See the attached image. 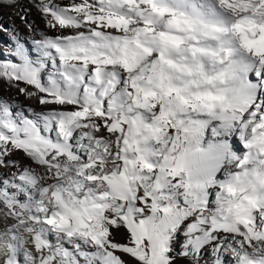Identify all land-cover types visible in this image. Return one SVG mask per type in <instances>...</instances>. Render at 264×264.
I'll list each match as a JSON object with an SVG mask.
<instances>
[{
	"label": "snow or ice",
	"instance_id": "1",
	"mask_svg": "<svg viewBox=\"0 0 264 264\" xmlns=\"http://www.w3.org/2000/svg\"><path fill=\"white\" fill-rule=\"evenodd\" d=\"M219 3L233 13L237 21L233 30L264 69V0ZM40 10L51 16L50 27L58 24L61 29L86 31L55 38L42 33L40 47L51 58L54 75L47 87L26 60L23 67L0 63V78L34 86L38 91L19 88V92L37 97L41 105L76 106L77 110L36 112L29 107L30 115L25 116L24 110L13 113L15 105L0 98V165L6 166L3 156L22 150L44 168L41 173L25 167L0 188V202L8 209L3 212L5 227L0 229L3 264H19L20 256L23 264H122L110 249L129 253L141 264H174L173 241L189 218L192 222L183 230L179 254L191 257L193 264H199L201 249L217 241L218 233L232 234V240L225 246L227 236L220 239L216 253L223 249L243 261L247 245L264 254V244H256L264 241V207L249 202L246 214L229 222L208 210L203 185L197 194L190 193L183 167L171 156L180 139L181 122L163 108L167 90L163 85L159 91L144 88L157 63L166 62L152 43L178 50L187 46L192 56L205 52L189 20L159 6L157 0H97L95 4L82 0L70 7L51 6L49 0L42 2ZM17 54L23 58L22 49L17 48ZM256 74L262 83L252 85L253 98L233 114L229 124L241 128L248 149L264 144V71ZM122 96L129 98L127 111L120 102ZM180 99L189 106L184 97ZM193 99L192 109L199 105L209 113L218 100L210 93ZM141 128L149 129L155 141H163L154 159L143 156L136 139ZM260 151L264 153V148ZM180 189L186 207L149 228V213L157 211L158 201L172 198ZM9 217L15 223L7 224ZM121 226L134 246L109 239L110 227ZM49 235L55 237L54 243ZM64 243L71 244L72 250ZM214 264L222 260L218 257Z\"/></svg>",
	"mask_w": 264,
	"mask_h": 264
},
{
	"label": "clouds",
	"instance_id": "2",
	"mask_svg": "<svg viewBox=\"0 0 264 264\" xmlns=\"http://www.w3.org/2000/svg\"><path fill=\"white\" fill-rule=\"evenodd\" d=\"M157 3L189 20L200 38L199 46L205 49L203 54L192 56L187 46L178 50L165 47L158 41L152 43L151 47L162 52L166 62L157 63L151 81H144L146 91H159L161 85L167 90L168 94L162 99L163 108L181 122L180 139L171 156L174 163L183 167L182 176L188 191L197 194L201 183L193 167L197 155L193 142L200 125L186 117L189 114H205L229 126L233 114L245 108L255 91L248 73L241 69L251 60L256 63L257 60L243 47L238 34L233 30L237 22L235 16L222 7L219 0H157ZM221 12L225 15L221 16ZM209 93L218 98L211 113L199 105L195 109L191 108V104L195 103L194 96ZM181 97L189 102L188 107L181 102ZM128 101V97H121L120 102L124 104L125 111L130 107ZM136 139L140 142L144 158L154 159L150 142L155 140L151 131L141 128ZM157 143L164 147L163 141ZM261 148H264V144L258 143L251 149L247 148L243 158L237 160V172L228 178L217 197L215 213L226 217L229 222L246 214L249 202L264 207V153L260 151ZM158 205L155 213H149L152 217L147 225L149 228L159 225L179 209L172 203V198L159 200ZM164 208L168 209L167 213L162 211ZM256 244H264V241ZM242 252L248 255L240 264H264V254L260 251L245 247Z\"/></svg>",
	"mask_w": 264,
	"mask_h": 264
},
{
	"label": "bare ground",
	"instance_id": "3",
	"mask_svg": "<svg viewBox=\"0 0 264 264\" xmlns=\"http://www.w3.org/2000/svg\"><path fill=\"white\" fill-rule=\"evenodd\" d=\"M32 6H28L22 0H13V5L7 7L5 4H0V26L2 29L0 33H2L6 38V45H0V49L5 53L3 56L4 63H10L17 67H23V59L20 55L17 54V48H20L19 39H23L24 41H28L29 46L32 49V59L33 61H38L39 68H35L37 78L41 81L42 86L47 87L51 80L54 79V75L52 72V60L49 56L45 55L44 49L40 47V38L42 33L44 35L55 38L57 35H74L78 31H86V28L81 29H72V28H64L61 29L58 24L55 27H50L49 24L45 27V23H48L51 20V16L43 13L40 10V6L43 3H48L49 0H32ZM82 0H50V5L55 6L59 5L60 7H70L72 3H81ZM90 3H96L97 0H89ZM23 8H27L29 13L30 23L29 26L31 30L37 31V35L31 34L29 31L22 30L18 25V21L16 19L17 16L20 18L23 17ZM24 11V10H23ZM221 16L225 14L223 12L219 13ZM42 17H46L45 23L39 22L38 19ZM43 19V18H42ZM19 20V19H18ZM53 23H55L53 21ZM28 27V26H27ZM92 27H96V25H92ZM24 29V28H23ZM101 30H104L101 28ZM113 34H118L115 29H107ZM15 36V37H13ZM27 43V44H28ZM54 51V50H53ZM41 53V54H40ZM59 63V61H56ZM33 68V67H32ZM243 72L248 73V79L252 83V85H257L262 83L258 77V71H264L259 66L255 60H251L250 63L243 66L241 69ZM19 88H24L26 91H38L34 88V86L27 85L23 81H7L6 78H0V93L3 95V98L10 103V105L14 104L15 107H12V111H20L24 110L25 116H29L30 114L26 111L27 108L31 107L34 111L39 112L41 110H36L39 108L33 107L34 104H30L31 102H39L37 97H27L24 94L19 92ZM5 94L8 98L4 97ZM45 95V94H39ZM19 97H23L26 99L27 103L20 101ZM264 98V97H263ZM29 103V104H28ZM40 104V103H39ZM37 105V104H36ZM53 110H77L76 106H50ZM15 109V110H14ZM15 111V112H17ZM13 112V113H15ZM247 115V114H245ZM187 119L195 120L199 123L200 127L198 130V134L193 142V147L197 150V155L194 160V170L197 173V178L201 185H203V192L206 196L207 200V208L211 212H215L217 209V197L220 194L223 185L227 182L228 178L237 172L238 168V159H242V155L244 156L247 152V148H245V153L238 155L237 153H233L230 155L229 149L230 144L236 139H242L244 133L241 128L237 126L235 123L231 126L225 125L221 120L213 118L211 116L205 114L198 115H187ZM146 123H151V119H146ZM172 130H170L171 132ZM78 135V133H77ZM246 141V140H245ZM162 145L155 143L151 145L153 151L156 152L161 148ZM4 165H0V180L10 179L13 173H19L25 167L36 169L37 171L43 173L44 168L38 164H36L30 157H28L22 150H12L11 154L3 156ZM15 162L14 164H9V162ZM225 175L222 177L220 175ZM217 177V178H215ZM18 182V181H17ZM51 182V181H49ZM0 186V188H3ZM8 191L12 192L15 189L9 188ZM184 191L180 189L178 192H173L172 194V203L179 208L186 207L185 199H184ZM20 200L24 199L23 195H20ZM210 200H214L216 202H210ZM0 207L8 211L6 206L0 202ZM1 210V209H0ZM0 211V219L3 217V212ZM4 219V218H3ZM192 222V218H189L188 221H185V224ZM186 227V225H185ZM184 228V226H183ZM178 231L176 235H180L183 238V230ZM110 237L109 239L112 242L118 243L119 245L124 246H134L129 243L130 234L127 232V229L123 226L116 228L110 227ZM217 241H214L212 244L205 245L204 248L201 249L199 264H214V261L219 257L222 260V264H240V260L238 255H234L232 253H223V249L221 253H216L215 244L225 236H227V240L225 241V246L228 242L232 240V234L218 233L216 234ZM27 239V238H26ZM242 239V237H239ZM51 242H55V237L51 239ZM185 238L182 242H184ZM255 243V242H253ZM30 251L34 252L33 245H27ZM64 247L72 250V245L64 243ZM88 252H94L95 249L91 247L82 246ZM113 251L114 255L120 257L119 249H110ZM129 258L131 260H136V258L132 257L129 253ZM170 255L175 257L174 264H193V260L191 257L181 256L173 251ZM122 264H125L122 259ZM138 261V260H136ZM140 263V262H139ZM0 264H3L2 260H0ZM19 264H23V257H19ZM83 264V262H81ZM138 264V263H137Z\"/></svg>",
	"mask_w": 264,
	"mask_h": 264
},
{
	"label": "rangeland",
	"instance_id": "4",
	"mask_svg": "<svg viewBox=\"0 0 264 264\" xmlns=\"http://www.w3.org/2000/svg\"><path fill=\"white\" fill-rule=\"evenodd\" d=\"M22 1H24V0H22ZM25 2H26V4L28 5V6H32V0H25ZM0 4H2V5H6L7 7H10V6H12L13 5V0H0ZM4 5V6H5ZM24 10V11H23ZM23 10H22V12L24 13L23 14V17L22 18H20V16H17L16 17V19H17V23H18V25L21 27V29L22 30H25V31H29V32H31V34H34V35H37L38 33H37V31H35V30H31V28H30V26H29V23H30V17H29V13H28V11H27V8H23ZM43 18V19H42ZM41 19H38L39 20V22H41V23H45V19H46V17L44 18V17H42ZM19 19V20H18ZM43 23V24H44ZM45 25V27L48 25V23H45L44 24ZM28 26V27H27ZM24 28V29H23ZM2 29V26H0V30ZM41 39V38H40ZM6 41H7V38L2 34V33H0V45H6ZM19 43H20V49H22V51H23V66H24V62H25V60L27 61V64H28V66L31 68V69H35V68H39V62L38 61H33V59H32V49H31V46H29V43H28V41L26 42V41H24L23 39H19ZM28 43V44H27ZM4 52H3V50H1L0 49V63H4V61H3V56H4ZM41 54V53H40ZM33 67V68H32ZM6 95H8L9 96V94H5V96L4 97H6V98H8ZM0 97H3V95L0 93ZM20 98V101H23L24 103H27V102H29V101H27L26 99H24L23 97H19ZM263 98V97H262ZM29 104V103H28ZM30 104H34L33 105V107H35V108H39V109H36V110H41V111H46V110H53V108H51L50 106H54L55 104H51V105H41V104H39V102H31ZM37 104V105H36ZM15 110V109H14ZM64 110H65V108H64ZM15 111H17V110H15ZM15 111H13V112H15ZM155 143H157L156 141H151L150 142V146L151 145H154ZM245 144H246V141L245 140H239V139H236V141H234V142H232L230 145V149H229V154L230 155H232L233 153H237L238 155H240L241 156V154H243V153H245ZM153 149V148H152ZM163 149V146H161V148L160 149H158V151H156V152H160L161 150ZM242 158H243V155H242ZM220 176H222V177H225V175L223 174V175H220ZM215 178H217V177H215ZM4 180H6V179H3V180H0V186H3L4 184H3V181ZM185 199V198H184ZM210 202H216V201H214V200H210ZM0 209L2 210V211H5V209H3L2 207H0ZM4 217H2L1 219H0V229H3L4 227H5V220L3 219ZM13 223H15V221L11 218V217H9L8 219H7V224H13ZM185 225H187V224H183L182 226H181V229L183 228V226H184V228L183 229H185L186 227H185ZM180 229V230H181ZM21 235L22 236H24V238L26 239H30V237L27 235V234H25V233H23V232H21ZM54 238V236L53 235H49V237H48V239L50 240V241H52L51 239H53ZM185 237L183 236V238H181L180 237V235H176V238H175V240L173 241V249H174V252H176L177 254H179L181 251H182V244H183V239H184ZM31 245V244H30ZM246 247H247V245H246ZM120 259H122L123 260V262H125V264H141V262L139 263V261H136V260H131L130 258H129V255H128V253H124L123 251H121L120 250ZM234 264V263H233Z\"/></svg>",
	"mask_w": 264,
	"mask_h": 264
}]
</instances>
